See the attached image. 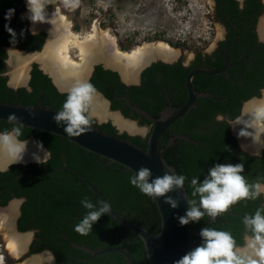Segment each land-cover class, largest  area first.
<instances>
[{"label":"trees","instance_id":"1","mask_svg":"<svg viewBox=\"0 0 264 264\" xmlns=\"http://www.w3.org/2000/svg\"><path fill=\"white\" fill-rule=\"evenodd\" d=\"M14 2L17 6L20 4L18 0ZM7 3L9 9H12L11 1ZM217 4L220 20L229 27L236 24L238 27L246 29L244 38L251 42V46L254 45V41L251 39L252 35L247 29L255 26V17L250 18V14L259 8L260 5L257 4V0H249L245 12L238 9V2L234 0H217ZM5 5V1L0 0V34L4 32L6 25V14L3 11ZM12 22L14 24L11 28L16 34L15 39L9 34L0 48V102L11 105L22 104L30 107H36L41 103L43 107L60 111L66 99V94H60L57 91L52 79L37 64L33 65L31 71L29 84L31 91H28L25 87L16 90L8 86L9 77L7 76L6 66L8 55L2 49V46L15 44L18 49L23 51H42L45 38L44 35L31 37L27 33L28 21H16L13 18ZM38 38L41 39L39 42L31 43L33 39ZM259 61V64L253 69L254 72L246 78V84L237 83L234 87H231L230 83L228 87V84H223L224 88H222V92L216 100H202L206 103L207 108L204 114L191 113L190 116H187L185 126L181 124L182 121L177 122L176 132H186L191 141L177 140L166 149L164 158L170 166L176 169L178 175L187 177L184 186L188 200L196 199L197 202L199 201L198 196L193 197L191 195L193 190L191 179L196 177L199 182H202L208 175L209 169L216 164L243 162L245 170L242 175L249 182H253V176H249L248 173L256 169H249V165L254 160H250L246 155H240L236 159L234 155L237 153L235 139L231 137L226 123L216 122L215 117L218 114H223L234 119L240 114L243 101L259 96L257 89L264 88V56H261ZM118 79L117 73L97 67L91 83L97 91L103 93L113 102V111L121 109L126 117L133 116L136 119L138 115H132L133 112L130 110L129 105L124 102H116L110 93L109 85H113L112 87L115 90H125L124 86L118 85ZM251 86H257L256 92L247 93L245 89ZM127 96L129 102L135 105L140 104L144 110L155 117H157L158 114L156 113L166 102L165 99H158L157 104L152 106L143 104L140 99L137 101L130 94H127ZM178 101H181V99H177L175 102ZM143 122L147 121L143 120ZM92 126L145 150L148 147L147 141L140 137H130L127 134L118 135L117 130L110 123L98 125L93 120ZM12 127V124L0 120V131ZM31 136H36L37 140L50 150L51 160L40 165L25 166L16 164L11 166L7 172L0 173V190L3 191V196L0 197V199L3 198L1 204L6 205L13 198H25L22 216L18 220V229L21 233L32 230L37 231L36 236L39 240L32 244V247L36 246V251L32 250L31 253L49 250L57 256L59 261L62 262L61 264H84V260L90 257V254L73 247L71 244L73 242L92 250L114 247L125 248L132 254L138 264H148L145 245L141 238L108 214L103 215L93 225L92 232L87 236L78 234L74 230V226L89 211L82 207L81 199L87 196L93 204L97 205L100 200L81 178L70 170L46 175L53 170L64 167H71L80 171L101 192L106 201L112 205L113 210L124 214L133 223L157 235L162 225L157 204L154 199L145 196L139 189L130 184L129 178L135 174L117 163H111L107 159H102L93 153L87 152L60 136L24 127L21 139H29ZM167 138L161 144V148L166 147ZM258 204L259 198L254 201L242 200L237 203L239 207L235 210V213H240L243 216L254 214ZM203 219L207 218L204 217ZM198 222H190L192 231L196 230ZM230 223H232L230 227L221 224L207 227L229 231L237 243L243 245L244 242L240 232L242 218L231 217ZM191 242L193 248H195L198 242L203 243V239L199 233L195 232L191 236ZM62 256L63 258H61ZM89 264L130 263L123 255L113 253L96 258Z\"/></svg>","mask_w":264,"mask_h":264},{"label":"clouds","instance_id":"2","mask_svg":"<svg viewBox=\"0 0 264 264\" xmlns=\"http://www.w3.org/2000/svg\"><path fill=\"white\" fill-rule=\"evenodd\" d=\"M62 2L68 8L79 5V0H62ZM50 3L51 0H26L28 18L33 23L45 22V11ZM14 12L15 9H9L5 19L10 20ZM5 27L15 39L14 30L8 25ZM97 94L96 87L84 79H75L67 89L62 108L53 116V120L58 126L63 122L64 132L68 137H80L92 131L93 104ZM30 115L35 117V113L30 112ZM7 121L13 127L0 131V159L6 160L9 166L26 163L25 155L28 152L29 141L21 139L24 124L15 113H10ZM229 126L236 132L238 139L249 141L250 145L257 149L254 154L258 155L260 150L264 149V100L242 109L241 113L229 122ZM33 143L37 151L31 153L32 160L38 164H46L51 157L50 151L45 150L40 141ZM241 148L245 150L247 145L241 144ZM40 153H43V156ZM244 170L243 162L216 164L209 169L208 175L202 182L193 177L191 195L198 196L199 201L188 200V210L185 215L178 217L180 225L198 222L205 215L215 220L238 202L254 201L264 195V183L259 180L249 182L242 175ZM150 176L151 171L141 167L129 180L132 186L152 199L165 197L174 188H183L187 178L184 175L165 173L162 177L149 182ZM80 203L89 211L74 226V230L82 236H87L92 232L93 225L110 212L112 205L106 200L98 202V205L93 204L87 196L83 197ZM165 203L172 208L178 206V201L171 197H167ZM242 223L246 233H251L244 236L243 245H239L229 231L203 228L200 231L203 243L190 250L174 264H264V206L258 207L254 214H245Z\"/></svg>","mask_w":264,"mask_h":264},{"label":"flooded vegetation","instance_id":"3","mask_svg":"<svg viewBox=\"0 0 264 264\" xmlns=\"http://www.w3.org/2000/svg\"><path fill=\"white\" fill-rule=\"evenodd\" d=\"M2 1H5V3H6L5 7H3L4 14H6L7 11L9 10V6L7 3L8 1H11L12 9H15V12H14V15L12 16V18L10 20L5 21L6 25H8V27L11 28L14 24L12 22L13 18H15L16 21H28L29 24L27 27V33L31 37H36V36H40V35L45 36L44 44H43V49H44V47L48 43L50 33L48 32L47 28L34 26V23L28 18L26 0H18L20 2V4L18 6L15 4V2H14L15 0H2ZM207 1L211 3V8H210L211 9V14H210L211 19H212L213 23L218 24L220 26V29H221V34L217 37V40H216L214 46L210 50L209 49L203 50V49L198 48L191 55L190 58H187L185 56V54H183V53L179 54V56L177 54L174 56L172 55V57H169V58L168 57L166 58L165 56H162L159 54L151 56L152 58L150 56H146V58L142 62L136 63V64H140V66L135 69V72H134L133 77L131 79H127L126 77H124L122 75V73L119 72L117 70V68H115V67L110 68V66H109L108 68H105L104 66L107 64H103V62L94 65V67L92 68V72L90 73V76L88 79V81H90V82H91V79L93 78V76L95 74L97 67H102V69L105 71H111L113 73H117L118 78H119L118 79V85L124 86L125 90L124 91H122L121 89L115 90L112 87L113 85H109V87L111 89L110 93L113 95V98L118 103L124 102V103L128 104L127 100L128 101H130V100H129L127 94H130V96L135 97V99L137 101H138V99H140V101H142L143 104H148V105H152V106L157 104L158 99H160V100L165 99L166 100V102L164 103V106H162V108L156 113V114H158L157 117L153 116L151 113L144 110L140 106V104L135 105V104L130 102L131 106L129 104L128 105H129L130 110L133 112L132 115H138V117L136 119H134L133 116L126 117L121 109L113 111L112 110L113 102L111 100H109L103 93L98 91L102 96H104L105 99H107L109 101L111 111L119 112L120 115H122V117H124L125 120H132V121H135L137 123L138 132H136L132 135L129 133V131L121 129L114 122V120L112 118H110V120L104 121L103 123L102 122L100 123V121H98V119L95 118V116H94L93 120H95L98 125L110 123L117 130L118 135L127 134L130 137H140L143 140L147 141V145H148V139H149L150 133L152 131L153 123L149 119H147L145 116L140 114L137 111V109H139L143 112H146L147 114L151 115L154 118H158L160 116V113L163 110H165L167 107H169L170 103H172L173 108H178V107H181L182 105H184L189 98V90L187 87L188 75L196 69H201V68L220 69V68L224 67V65L226 63V57H225L226 50L229 47V45L236 40V38H238V40L229 52V60H230L231 67L229 68L228 73L218 75V76L196 75L193 78V81H192L193 89H194L195 93H197L199 95V98H198V101L196 103V106L191 110V112L187 116H190L191 113H194V114L195 113L196 114L202 113V114H204L205 110L207 108H206V103L202 102V100H208V99L216 100L219 97V94L222 92L221 91L222 88H224L223 84L224 85L228 84L227 87L229 86V83L231 84V87L236 86L237 83L246 84V82H245L246 78H248L249 75L254 72L253 71L254 67L260 63L259 58L261 56H264V26H262V25H264V0H257V4H259L260 6H259V8L256 9V11L254 13L250 14V18L252 16L255 17V26L253 28L248 27V29H247V30H249L250 34L252 35L251 39L254 41V45H252V46L250 45L251 42L247 41V38H244V31L246 29H244L243 27H238L236 24H232L233 27H229L227 24L223 23L220 20V13L218 12V9H217V6H218L217 0H207ZM234 1L238 2V9L241 12H245V10L248 6L249 0H234ZM58 22H60V21H58ZM71 29L73 31V25H72ZM5 31H6V27H5L4 32ZM8 35H9V33L7 34V36ZM40 40H41L40 38L33 39L31 41V43H37ZM3 41H2V43H3ZM2 43H1V45H2ZM228 43H230V44H228ZM1 45H0V48H1ZM2 49L5 50L7 52V55H8V58L6 60V66L8 64L7 61L10 57L9 53L12 49H15L18 51H23V50L18 49L15 44H11L8 46H2ZM43 49H42V51H43ZM42 51H30V52L24 51V52H27V53L39 52V54H40ZM245 57H246V60L244 62H242L240 65H236V63L240 62ZM258 61H259V63H258ZM34 64L39 65L38 62H34L32 64V67L30 70L29 82H28L27 87H25L28 89V91H31L29 84H30V80H31V71H32ZM39 68L41 69L40 65H39ZM52 82L60 94H66L67 89L70 87V85H69V87H67V86L64 87V85L59 84L56 81L54 75H53ZM8 86L10 88H13L10 86L9 81H8ZM256 88H257V86H253V87L251 86V87H247L245 90L247 93H253V92H256ZM13 89L17 90L19 88H13ZM257 90L259 91V96H257V97L254 96L247 101H243L242 106L240 108V113H241V110L244 109L245 106L247 104H249L250 102L263 99L264 88H260ZM177 99L178 100L181 99V101L175 102ZM187 116L184 119L179 120V121H182L181 124L183 126H185L187 123V118H188ZM143 120H146L147 122H143ZM231 120H232V117L229 115L218 114L215 117L216 122L226 123V125L228 126V128L230 130L231 137L235 139V142L237 145V149H236L237 153H235L234 155H235L236 159H238L240 157V155H246L250 160H254V162H252L251 165H249V169L250 168H254V169L256 168V169L253 170L252 172L249 171V173H248L249 176H253L252 181L255 182V181L259 180V182L264 183V149H261L259 154L255 155L254 152H256L257 149L254 148L253 146H251L249 141L237 138L236 132L233 130L232 127L229 126V122ZM179 121H177V122H179ZM177 122L173 125L172 128H169L164 134V137L162 139L161 144L165 141L166 137H168L167 138L168 140L166 143V148L168 146L173 145L177 140L191 141L189 139L190 137L186 134V132H184V133L176 132ZM144 126H147L149 128V131L147 133H145V130L143 128ZM27 140L28 141L29 140L38 141L36 136H31ZM29 144H31V142ZM241 144L247 145V148L245 150L242 149ZM44 149L50 151L45 146H44ZM50 160H51V157L48 160V162ZM255 160L257 161V163H255L256 162ZM26 161H27L26 163H20V164L25 165V166L31 165V164L40 165V164L34 162L32 159L26 160ZM13 165H16V164H12L11 166H13ZM11 166L8 165L6 170L0 169V173L7 172ZM1 167H3V164H2V166H0V168ZM1 196H3L2 190H0V197ZM1 201H3V198L0 199V207H2V208L8 207L12 201H19V204H17L18 206L14 203H12V205H11V206L16 205L15 208L17 207V209L19 210V216H18V219L16 222L17 230L19 231L18 220L22 216V207L25 203V198H13L6 205H2ZM261 206H264V195H261L259 197L258 207H261ZM238 207H239V205H237V204L232 206L228 212L222 214L221 216L216 217L215 220H213L211 217L205 215V217L207 219H203V220H200L198 222V226L196 227V233H199V235H200L201 229L208 228L207 226L213 227L216 224H221L223 226L230 227L231 226L230 224L233 223V221H232V223H230L231 217L243 218V215H241L240 213L239 214L235 213V210H237ZM9 208L10 207H8L6 210H3V209L1 210V208H0V213H6V211H8ZM15 214H16V212H15ZM1 224H2V222L0 220V225ZM241 227H242V229L240 232L242 234L241 236H242V240L244 242V236L246 234L247 235H251V234H250V232L246 233L243 223H242ZM24 233H31V238L29 239L30 242H29V246H28V251L26 253H24L25 252V249H24V252L22 254H20V256H18V258H15V259L28 258V257H32L34 255H40L44 252H47L52 257L51 259L53 262H51V260H50V264H61L62 263L59 261L57 256L49 250H44V251H41L39 253H31L32 250L36 251V246L32 247V244L39 240L38 237L36 236L37 231L32 230V231H28V232H24ZM6 241H7V235H6ZM198 245H200V242H198L196 246H198ZM65 254H67V253H65ZM61 258H63V256Z\"/></svg>","mask_w":264,"mask_h":264},{"label":"water","instance_id":"4","mask_svg":"<svg viewBox=\"0 0 264 264\" xmlns=\"http://www.w3.org/2000/svg\"><path fill=\"white\" fill-rule=\"evenodd\" d=\"M8 33L9 32L6 30L3 34L0 35V45ZM237 40L238 38H236V40L232 42L226 50V63L224 67L220 69H196L188 75L187 87L189 90V98L184 105L178 108H173L172 103H170L169 107L163 110L158 118H154L146 112H143L136 108L140 114L145 116L153 123L152 131L148 139V147L146 150L130 143L129 141L113 137L105 132H102L92 125V131L88 133L81 135L80 137H68L67 134L64 132L65 125L63 124V122H61V124L58 126L53 120V116L58 111L49 107H43L41 103H39V105L36 107H30L22 104L11 105L8 103L0 102V120L8 122V115L10 113H15L18 117L21 118V122L24 124V127L60 136L64 139H67L76 146L86 150L89 153H93L101 157L102 159H107L111 163H117L123 166L126 170L132 171L134 174H136L141 167H146L151 171L149 182H151L157 177H162L165 173L178 175L176 169L170 166L164 158V153L166 149L170 147L168 146L167 148H161V142L164 137V134L169 128H172L177 121L184 119L196 106L199 95L195 93L192 84L193 78L196 75L218 76L228 73V70L231 67L229 60V52L232 47L236 44ZM12 51H16L23 56L27 54H39V52L27 53L15 49H13ZM245 60L246 57L240 62L236 63V65H240ZM102 62L103 64H106L104 61L101 60L89 63L87 66V74L85 75L84 80L89 79L90 73L92 72V68L94 67V65ZM8 64L11 65L12 63L9 61ZM109 66L110 68L112 67L108 64L104 67L108 68ZM42 70L53 80V75L49 70L45 68H43ZM10 86L16 88L13 84H10ZM96 97L102 99L107 111L110 114L119 116L123 120H125L119 112H113L110 110L109 101L105 99L104 96H102L99 92ZM127 103L131 106V103L128 100ZM30 112L35 113L34 118L30 115ZM92 115L93 117L95 116L93 113ZM104 120L105 119H98V121ZM125 121L131 122L135 124V126H137V123L135 121ZM30 142H34V140H29V143ZM8 165V162H5L3 164V167H1L0 169L6 170ZM65 170H70L73 173L77 174L81 178V180L95 193L100 202L106 200L101 194V192L80 171L74 168L64 167L53 170L52 172H49L46 175ZM167 197H171L177 200L178 206L176 208H172L169 204H166L165 199ZM154 200L157 204L162 220L161 230L157 235H154L147 229L133 223L124 214L118 213L113 209L110 210L108 215L141 238L145 245L148 264H174L175 261L182 258L193 248L191 236L196 232V230H191L190 223L188 225L182 226L180 225L178 219V217L185 215L189 207L187 191L185 186L183 188H174L171 192L167 193L165 197H156ZM12 203L17 205L19 204V201H12L8 207H10ZM8 207L0 208L1 210H6ZM18 216L19 210L16 207V214L13 218L14 231L19 235H27L30 239L31 233H21L17 230L16 222ZM29 242L30 240L28 241L25 247L24 253L28 251ZM71 244L73 247L84 250L90 254V257L84 261V264H89L96 258L113 253L123 255L129 261L130 264H138L132 254L125 248L114 247L92 250L84 246H79L73 242ZM45 255L48 256L49 259L52 258L49 253L44 252L40 255H34L33 259L37 260L38 258Z\"/></svg>","mask_w":264,"mask_h":264},{"label":"rangeland","instance_id":"5","mask_svg":"<svg viewBox=\"0 0 264 264\" xmlns=\"http://www.w3.org/2000/svg\"><path fill=\"white\" fill-rule=\"evenodd\" d=\"M210 8L211 3L207 0H79V5L75 8L65 7L62 0H51L45 12L53 14L58 11L73 25V32L81 37L90 34L93 26L97 25L100 30L108 31L116 39L117 48L122 53H131L135 49L145 53L148 50L147 54L152 53L154 56L156 54L154 48L158 44H163L168 45L173 56L183 53L190 58L198 48L210 50L221 34L220 26L214 24L211 19ZM46 46L35 57L43 54ZM11 51L8 63L12 60L11 53L15 52ZM68 53L71 54L72 64L83 67L84 60L78 49L70 48ZM34 62H38L42 69L45 68L38 57L28 62L23 60L16 64L12 62L11 65L7 64L9 83L16 88L27 87ZM135 66L132 68L133 72L139 65ZM57 67L58 72H55L59 73V67L62 66ZM49 68L48 66L47 70L51 72ZM86 70L87 67H84V75L87 74ZM17 75L26 78L22 84L14 83ZM107 120L110 119L104 121ZM143 128L145 133L149 131L147 126ZM6 235L7 232L0 225V264L34 262L33 256L13 258L7 249Z\"/></svg>","mask_w":264,"mask_h":264},{"label":"bare ground","instance_id":"6","mask_svg":"<svg viewBox=\"0 0 264 264\" xmlns=\"http://www.w3.org/2000/svg\"><path fill=\"white\" fill-rule=\"evenodd\" d=\"M45 16V22L34 23V25L37 27L47 28L48 32L50 33L45 51L43 52V54L37 57L40 62L44 64V67L46 69L48 68V66L51 68V73L52 75H54L56 81L59 84L64 85V87H69V85L71 87L75 79H84V67H87V64L91 62L99 60L104 61L106 64L117 68L124 77H126L127 79H131L134 74L132 68L137 65L135 63L142 62L146 58V56H148V54L150 55V57L153 56L152 53L147 54L148 50L145 53L141 50L136 51V49L135 51H131V53L120 52L117 48L116 39L111 36L108 31L100 30L97 25L93 26L90 34L86 35L85 37H81V35L75 34L72 31V24L68 22V19L66 20L64 16L60 15L58 11L53 14L45 12ZM70 48H73V50H79L82 59L84 60L83 67H78L72 64L70 58L71 54L69 55L68 53ZM154 49L156 51V54L165 56L166 58L172 57L173 55L168 45L158 44ZM11 54V62L15 64L23 60H26V62H28L31 59H35V55H37L27 54L26 56H23L16 51L12 52ZM57 65L62 66L59 67V73L55 72H58ZM138 65L140 66V64ZM25 79L26 78H24L23 75H17V79L16 77L14 78V83L22 84ZM261 100H264V96ZM257 101L259 100L250 102L245 106V108L251 107ZM92 113L99 119L112 118L121 129L127 130L130 133L134 134L138 132V127L133 123L126 122L119 116L110 114L107 111L104 102L99 97L95 98ZM36 151L37 149L35 147V144H33L32 142L31 144H28V152L25 155V160L32 159L31 153ZM40 155L43 156V153H40ZM5 162L6 160L0 159V166H2V164H4ZM15 206H11L8 211H6V213H0V220L2 222V229H5L7 232V248L10 251L9 253L14 258H18V256H20V254L24 252L25 246L29 241V237L27 235H19L13 229V218L16 212ZM49 263L50 259L45 255L38 258L37 260H34V262H32L31 264Z\"/></svg>","mask_w":264,"mask_h":264}]
</instances>
